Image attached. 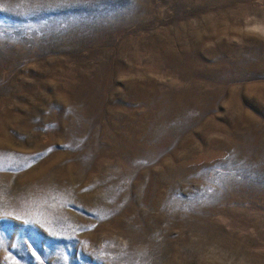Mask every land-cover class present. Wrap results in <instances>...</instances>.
I'll use <instances>...</instances> for the list:
<instances>
[{
    "label": "rangeland",
    "instance_id": "rangeland-1",
    "mask_svg": "<svg viewBox=\"0 0 264 264\" xmlns=\"http://www.w3.org/2000/svg\"><path fill=\"white\" fill-rule=\"evenodd\" d=\"M0 264H264V0H0Z\"/></svg>",
    "mask_w": 264,
    "mask_h": 264
}]
</instances>
